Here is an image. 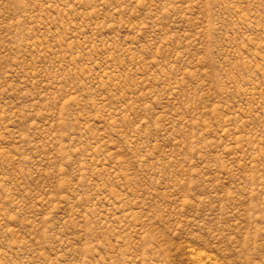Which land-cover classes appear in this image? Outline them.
Segmentation results:
<instances>
[{"label":"rangeland","instance_id":"obj_1","mask_svg":"<svg viewBox=\"0 0 264 264\" xmlns=\"http://www.w3.org/2000/svg\"><path fill=\"white\" fill-rule=\"evenodd\" d=\"M0 264H264V0H0Z\"/></svg>","mask_w":264,"mask_h":264}]
</instances>
